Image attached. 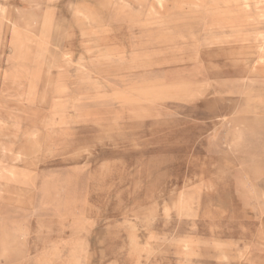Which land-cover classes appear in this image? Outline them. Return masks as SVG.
I'll list each match as a JSON object with an SVG mask.
<instances>
[{
	"label": "rangeland",
	"instance_id": "1",
	"mask_svg": "<svg viewBox=\"0 0 264 264\" xmlns=\"http://www.w3.org/2000/svg\"><path fill=\"white\" fill-rule=\"evenodd\" d=\"M236 2L0 0V264H264V0Z\"/></svg>",
	"mask_w": 264,
	"mask_h": 264
},
{
	"label": "bare ground",
	"instance_id": "2",
	"mask_svg": "<svg viewBox=\"0 0 264 264\" xmlns=\"http://www.w3.org/2000/svg\"><path fill=\"white\" fill-rule=\"evenodd\" d=\"M212 1H214V0H212ZM219 1H221V0H219ZM229 1V0H228ZM232 3H235L237 0H230ZM244 1H246V0H244ZM163 3H164V1H162ZM166 2V1H165ZM215 2H218V1H215ZM205 3V2H204ZM237 3V2H236ZM195 4V3H194ZM218 4V3H217ZM102 6V5H101ZM107 6V5H106ZM210 6V5H209ZM120 8V7H119ZM118 8V9H119ZM151 8V7H150ZM164 8V7H163ZM242 8V7H241ZM153 10V9H152ZM151 10V11H152ZM150 11V12H151ZM225 12V11H224ZM233 12V11H232ZM78 13H81V12H78ZM125 13V12H124ZM153 13V12H152ZM229 13V12H228ZM239 13H240V11H239ZM96 14V13H95ZM98 14V13H97ZM263 15V14H262ZM92 16H94V15H92ZM148 16V15H147ZM149 16H151V15H149ZM252 17V16H251ZM5 18H7V17H5ZM11 18V17H10ZM77 18V17H76ZM77 19H79V18H77ZM93 19V18H92ZM88 20V19H87ZM95 20V19H94ZM12 21V20H11ZM100 21V20H99ZM9 22V21H8ZM258 22V21H257ZM47 23V22H46ZM96 23V22H95ZM223 23V22H222ZM239 23H240V21H239ZM33 24V23H32ZM223 25V24H222ZM102 27V26H101ZM255 27H257V26H255ZM224 28L226 29V31H228L232 36L233 35H236L237 36V34H239V32H241V30H242V28H237L236 26H225L224 25V27H223V30H224ZM98 29V28H97ZM100 29V28H99ZM250 29V28H249ZM255 29V28H254ZM253 29V31H255ZM67 31V30H66ZM250 31V30H249ZM257 31V30H256ZM223 32H225V31H223ZM251 32V31H250ZM40 34H42V33H40ZM228 34V33H227ZM252 34V33H251ZM258 34V37H257V39H258V41H260V42H263L264 43V32H258L257 33ZM44 34H42V36H43ZM97 35V34H96ZM93 36V35H92ZM252 36V35H251ZM239 37V36H238ZM100 38V37H99ZM251 38V37H250ZM236 39V38H235ZM237 39H239V38H237ZM236 39V40H237ZM39 40H41V39H39ZM48 40V39H47ZM248 40H250L249 38H247V37H244V39H243V41H248ZM41 42V41H40ZM220 42H222V41H220ZM252 42V41H251ZM48 43V42H47ZM247 43V42H246ZM49 44V43H48ZM213 44V43H212ZM41 45H42V42H41ZM118 45H120V44H118ZM122 45V44H121ZM99 46V45H98ZM45 47V46H44ZM111 47V46H110ZM48 48V47H47ZM46 48V49H47ZM103 48V47H102ZM122 48H125L124 46H122ZM44 50V49H43ZM245 50H247V49H245ZM249 50H252V49H249ZM121 51V50H120ZM126 51V50H125ZM124 51V52H125ZM255 51V50H254ZM97 52V51H96ZM104 52V51H103ZM114 52V51H113ZM231 52V51H230ZM253 52V51H252ZM256 52V51H255ZM119 53V52H118ZM65 54V53H64ZM68 54V53H67ZM66 54V55H67ZM243 54H248V51H243ZM63 55V54H62ZM245 55V56H246ZM68 57V56H67ZM72 57V56H71ZM70 57V58H71ZM73 58V57H72ZM71 58V59H72ZM51 66V65H50ZM83 69V68H82ZM85 70V69H84ZM252 71V70H251ZM254 72V71H253ZM255 76V75H254ZM252 77V76H251ZM250 78V77H249ZM254 78V77H253ZM246 82V81H245ZM236 83V82H235ZM241 83V82H240ZM243 83V82H242ZM246 91V90H245ZM245 91H243V93H247V92H245ZM66 104V103H65ZM59 105V104H58ZM56 106V105H55ZM55 108V107H54ZM248 109H250V108H248ZM250 114H253L254 115V117L256 118V120L258 121L257 122V131H260V130H264V104H255V107L254 108H252L251 110H249L248 111ZM253 127V126H252ZM251 127V128H252ZM244 128H245V126H244ZM240 130V129H239ZM109 131V130H108ZM250 131V130H249ZM256 131V132H257ZM257 135V134H256ZM6 136V135H5ZM234 136H235V134H234ZM29 141V140H28ZM233 143V142H232ZM240 145V144H239ZM232 146V145H231ZM237 146V145H236ZM236 146H235V148H236ZM136 147V146H135ZM263 148V147H262ZM54 150V149H53ZM233 150V149H232ZM18 156V155H17ZM19 158V157H18ZM19 160V159H18ZM255 198V197H254ZM125 210V209H124ZM175 210V209H174ZM160 211V210H159ZM153 218V217H152ZM140 253V252H139ZM141 254V253H140ZM148 255V254H147Z\"/></svg>",
	"mask_w": 264,
	"mask_h": 264
}]
</instances>
